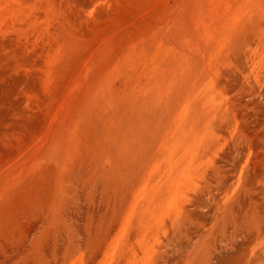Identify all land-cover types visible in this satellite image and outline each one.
Here are the masks:
<instances>
[{"label": "rangeland", "instance_id": "1", "mask_svg": "<svg viewBox=\"0 0 264 264\" xmlns=\"http://www.w3.org/2000/svg\"><path fill=\"white\" fill-rule=\"evenodd\" d=\"M262 254L264 0H0V264Z\"/></svg>", "mask_w": 264, "mask_h": 264}, {"label": "bare ground", "instance_id": "2", "mask_svg": "<svg viewBox=\"0 0 264 264\" xmlns=\"http://www.w3.org/2000/svg\"><path fill=\"white\" fill-rule=\"evenodd\" d=\"M245 221V220H244ZM241 226V225H240ZM243 227V226H242ZM248 228L250 229V227L248 226ZM236 232V231H235ZM251 233V232H250ZM253 233V232H252ZM259 238V237H258ZM256 236H253V234H252V236H250L249 237V239H248V242H250V243H254L255 241L257 242V239H258ZM260 239V238H259ZM249 243V244H250ZM251 246V245H250ZM238 251V250H237ZM240 251V252H239ZM238 251V254L237 255H235V256H237L236 258L237 259H239V257L243 254V251H241V250H239ZM244 253H245V251H244ZM236 254V253H235ZM251 254V253H250ZM256 254V253H255ZM233 256V255H232ZM234 257V256H233ZM254 257V258H253ZM253 260H250V261H253L252 263H255V262H257V261H261V260H263L264 259V254H262V255H253ZM229 258H231V257H229ZM236 258H234V259H236ZM241 258L242 257H240V259H239V261L238 262H240V260H241ZM233 258H231V260H234ZM237 259L236 260H234V264H237L238 262H237ZM236 261V262H235ZM198 263V262H197ZM233 263V262H232ZM251 264V263H250ZM257 264V263H256Z\"/></svg>", "mask_w": 264, "mask_h": 264}]
</instances>
